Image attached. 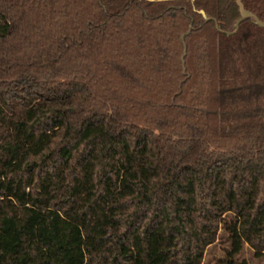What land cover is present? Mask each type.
<instances>
[{
  "label": "trees",
  "instance_id": "1",
  "mask_svg": "<svg viewBox=\"0 0 264 264\" xmlns=\"http://www.w3.org/2000/svg\"><path fill=\"white\" fill-rule=\"evenodd\" d=\"M240 17L0 0V264H202L221 228L230 264L264 254V28Z\"/></svg>",
  "mask_w": 264,
  "mask_h": 264
},
{
  "label": "rangeland",
  "instance_id": "2",
  "mask_svg": "<svg viewBox=\"0 0 264 264\" xmlns=\"http://www.w3.org/2000/svg\"><path fill=\"white\" fill-rule=\"evenodd\" d=\"M229 249L228 233L224 228H221L217 241L207 248L202 264H230ZM235 262L236 264L243 262H247V264H264V254L257 256L249 245H245L243 251L236 256Z\"/></svg>",
  "mask_w": 264,
  "mask_h": 264
},
{
  "label": "water",
  "instance_id": "3",
  "mask_svg": "<svg viewBox=\"0 0 264 264\" xmlns=\"http://www.w3.org/2000/svg\"><path fill=\"white\" fill-rule=\"evenodd\" d=\"M236 2L238 4V6H239V10H240V13H241V17L239 18V20L235 24V30H233V31H226V33L228 35L235 33L238 30L240 23L243 20L248 19V18L253 19L256 24H258L259 26H261V27L264 28V21L261 20L256 14H254L253 12H251L250 10H248L245 7V4H244L243 0H236ZM200 12L203 14V16L205 18V22H207V21H209V20L212 19L210 16H208L206 14V12L204 10H201ZM216 26H217L218 29H220L219 24L217 22H216ZM192 29H193V24L190 26L189 30L186 33L182 34V40H183V44H184V53H183V56H182L184 71L186 70V67H185V56L187 54V44L185 42V38H186V36L188 34H190V32L192 31Z\"/></svg>",
  "mask_w": 264,
  "mask_h": 264
}]
</instances>
